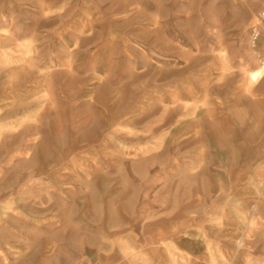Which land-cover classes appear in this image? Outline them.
Instances as JSON below:
<instances>
[{"label":"rangeland","instance_id":"374dc122","mask_svg":"<svg viewBox=\"0 0 264 264\" xmlns=\"http://www.w3.org/2000/svg\"><path fill=\"white\" fill-rule=\"evenodd\" d=\"M39 5L55 7L42 21L49 37L46 30L41 34L49 44L41 40L20 47L30 58L22 62L27 66L21 77L23 106L0 111V264H99L93 257L83 262L79 239L64 236L63 215L53 219L49 214L50 193L56 191L57 213H63L64 201L71 212L84 209L85 226L104 245L117 231L123 233L133 224L141 228L143 222L128 220L126 203L117 209L111 201L104 202L124 199L110 183L113 172L151 143L139 133L147 125L129 124L128 117L140 113L145 95L157 102L159 82L167 80L169 91L176 86L184 90L178 120L195 118V68L204 63L195 61V44H188L195 40V31L232 43L229 53L223 50L228 45H213L221 50L207 61L213 59L217 69H230L219 81L230 80L233 95H240L238 87L246 80L248 103L257 100L262 95L257 85L264 84V78L254 81L251 72L264 66V24L258 21L264 0H40ZM194 7L198 21L213 20L217 27L195 23L190 13L176 18V10ZM147 20L151 28L144 26ZM255 24L262 37L253 46ZM85 37L94 38L88 47H98V55L81 58ZM179 38L187 43H172ZM241 46L255 56L254 67L250 62L241 65ZM5 65L7 61L0 60V68ZM172 95L169 92L167 124L147 126L149 134L175 125ZM164 111L154 107L151 117ZM80 196L85 200L79 202ZM88 199L94 202L90 211ZM68 224L74 228L70 219ZM175 255L169 264H192L186 255ZM199 256L195 264H207L208 253ZM213 256L214 264L225 261L223 253ZM226 256L236 264L248 260L246 253Z\"/></svg>","mask_w":264,"mask_h":264},{"label":"crops","instance_id":"0c3cea01","mask_svg":"<svg viewBox=\"0 0 264 264\" xmlns=\"http://www.w3.org/2000/svg\"><path fill=\"white\" fill-rule=\"evenodd\" d=\"M4 1V4L0 2V16H6L0 19V60L7 61V65L0 68L1 113L23 106L21 77L27 66L22 62L30 58H25V51L20 47L38 45L41 40L42 44H49L48 38L41 34L46 30L49 37V29H43L42 21L45 14L55 12V7L42 9L40 0ZM175 12L176 18L190 13L195 23L200 22L195 16V7ZM24 13L26 21L20 19ZM258 21L264 24L260 18ZM200 23L207 25V29L217 27L213 20ZM143 24L148 28L152 25L148 20ZM259 24L252 30L260 29ZM93 39H82L85 42L81 41V58L98 55V47H88L93 45ZM220 39L201 36L195 31V40L188 43L195 44V61H204L200 68H195L194 119L178 120L184 90L176 86L169 91L167 80L159 82L157 102L145 95L141 107L138 106L141 114L128 117L127 122L133 125L167 124V101L169 92L173 94L175 125L170 131L149 134L146 126L139 132L151 143H146L142 152L129 155L125 165L113 172L110 181L114 189L121 190L118 192L124 199H104L117 209L121 203H126L128 220L143 222L141 228L133 224L123 233L117 231L106 240L110 244L104 245L98 235L85 226L84 209L78 207L76 212H71L66 206L69 202L64 201L63 213L60 210L57 213L56 191L50 193L49 214L53 219L63 215L64 236L79 239V250L85 254L83 262L89 263L93 257L99 264H169L175 254H183L195 264L200 260L199 254L208 253L207 264H214L213 255L223 253L222 264H236V259L226 256L234 251L247 254L248 260L243 264H264V84L257 85L262 95L251 103L247 100L246 80L238 87L239 96L232 94L230 80L220 84L219 79L226 77L230 69H217L213 59L207 61L221 50L213 45H228L223 50L230 52L232 43ZM172 43L187 42L179 38ZM238 60L241 65L250 62L254 67L256 58L241 46ZM255 74L259 75L254 80ZM251 76L257 82L264 78V66L254 68ZM149 87L145 85L144 91H149ZM154 107L166 111L152 118L150 111ZM260 144L263 147L259 148ZM84 200L81 196L78 198L79 202ZM88 201L87 210L94 203L91 199ZM69 219L74 228L69 226Z\"/></svg>","mask_w":264,"mask_h":264},{"label":"built area","instance_id":"2783aa9c","mask_svg":"<svg viewBox=\"0 0 264 264\" xmlns=\"http://www.w3.org/2000/svg\"><path fill=\"white\" fill-rule=\"evenodd\" d=\"M260 19L264 22V10L260 13ZM261 38V32L258 28H254L252 32V44L256 46ZM264 63V62H263Z\"/></svg>","mask_w":264,"mask_h":264},{"label":"bare ground","instance_id":"6f19581e","mask_svg":"<svg viewBox=\"0 0 264 264\" xmlns=\"http://www.w3.org/2000/svg\"><path fill=\"white\" fill-rule=\"evenodd\" d=\"M258 75H259V74H255V75L253 76V79H254V80L257 79Z\"/></svg>","mask_w":264,"mask_h":264}]
</instances>
